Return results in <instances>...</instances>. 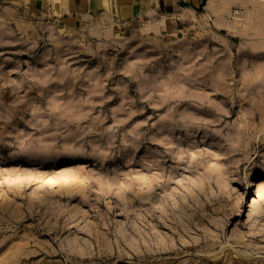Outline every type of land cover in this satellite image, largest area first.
Masks as SVG:
<instances>
[{
  "label": "rangeland",
  "instance_id": "rangeland-1",
  "mask_svg": "<svg viewBox=\"0 0 264 264\" xmlns=\"http://www.w3.org/2000/svg\"><path fill=\"white\" fill-rule=\"evenodd\" d=\"M0 264H264V0L174 33L0 3Z\"/></svg>",
  "mask_w": 264,
  "mask_h": 264
},
{
  "label": "crops",
  "instance_id": "crops-1",
  "mask_svg": "<svg viewBox=\"0 0 264 264\" xmlns=\"http://www.w3.org/2000/svg\"><path fill=\"white\" fill-rule=\"evenodd\" d=\"M21 3L54 27L82 31L107 22L149 19L160 31L174 33L191 23L209 0H0Z\"/></svg>",
  "mask_w": 264,
  "mask_h": 264
},
{
  "label": "bare ground",
  "instance_id": "bare-ground-1",
  "mask_svg": "<svg viewBox=\"0 0 264 264\" xmlns=\"http://www.w3.org/2000/svg\"><path fill=\"white\" fill-rule=\"evenodd\" d=\"M210 7H211V6H210ZM216 23H217L218 25H220V26L223 25V23H222L221 20H219V19L216 20Z\"/></svg>",
  "mask_w": 264,
  "mask_h": 264
}]
</instances>
